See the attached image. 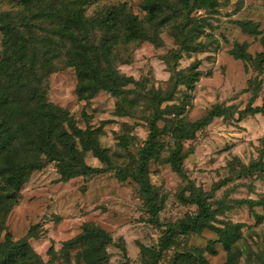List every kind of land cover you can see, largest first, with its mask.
Segmentation results:
<instances>
[{"label":"rangeland","instance_id":"obj_1","mask_svg":"<svg viewBox=\"0 0 264 264\" xmlns=\"http://www.w3.org/2000/svg\"><path fill=\"white\" fill-rule=\"evenodd\" d=\"M81 1L88 18L123 5L144 30L141 35H151L156 43L123 36L122 23L112 29L106 50L111 70L131 83L116 95L101 90L81 99L73 69L66 65L71 46L53 36L47 21L40 24L36 33L43 40L34 41L35 53L30 51L40 70L27 81L80 130L74 140L77 160L60 151L58 162L36 158L40 168L28 174L17 201L1 219L0 243L25 240L41 264H86L90 248L100 258L95 264H264V173L243 172L251 162L264 163V111L239 116L248 100L251 107L264 106V0H210L211 6L200 8L188 0L185 10L178 0ZM147 1L156 6L150 24L143 11ZM0 12L18 13L20 6L0 1ZM6 18L16 20L14 15ZM86 38L80 44L91 59L100 51V33ZM4 42L0 33V59L11 70L18 41H9L10 49ZM239 48L241 58L233 54ZM177 75H184L192 88L175 84ZM155 101L170 114L155 122L157 150L145 163L158 205L151 216L130 176L136 173ZM217 106L228 113L192 138L178 140L176 152L172 129H190ZM23 139L16 140L18 153ZM173 152L179 156V172L172 167ZM79 161L93 173L60 182L61 165ZM193 197L207 206L213 228L229 227L237 237L228 252L213 230L178 232L177 224L197 212ZM234 225L239 228L232 229ZM87 229L102 232L104 239L93 237L70 247Z\"/></svg>","mask_w":264,"mask_h":264},{"label":"trees","instance_id":"obj_2","mask_svg":"<svg viewBox=\"0 0 264 264\" xmlns=\"http://www.w3.org/2000/svg\"><path fill=\"white\" fill-rule=\"evenodd\" d=\"M0 1L16 3L20 6V12L18 13L3 14L0 12V33L4 41H6L4 42V46L6 49H10L11 45L9 41H18V46L14 49L16 53L12 58L13 68L8 70V66L5 63L6 60L0 59L1 231V219L17 201L19 188L24 184L30 172L40 168L39 163L36 161L37 157L43 156L49 161L58 162L61 157L60 152H63L69 160H77L74 140L79 139L80 130L70 121L65 112L44 102L42 99L43 93L35 87L30 86L27 81L28 76L34 78L40 70V67L37 66L38 62L34 61V55H32L36 50L34 41L43 40V37L38 36L36 33V30L40 29V24L43 21H47L54 29L53 36L57 35L61 41H65V43L71 46V55L67 59L66 65L73 69L76 80V96L81 99H90L95 92L101 90L116 95L119 88L121 91L124 85L131 83L130 79L119 78L111 70V62L106 55V50L108 49L107 41L113 36L111 34L112 29L117 28L122 23L123 36L129 37L134 41L139 39L143 41L147 40L153 44L156 41L151 35H141L144 33V30L133 16L124 13L123 5L109 7L107 11L100 13L99 16L88 18L85 16L84 2L81 0ZM188 3V0H178V5L180 8H183L182 10L188 8ZM192 4V7L198 6L195 8H200L202 6H211L212 2L210 0H192ZM144 5L143 11L147 13L145 21L150 24L155 4L147 1ZM189 13L190 11L186 10L187 20ZM8 15H14L16 20L7 19ZM240 28L243 32H248L247 28ZM97 31L100 33V51L99 53L95 52L96 54L90 59L86 53V45L84 42L83 44H80V42L89 40V38H86L87 35H93ZM181 36L184 37L185 34L182 32ZM239 50L237 49L233 52L237 58L242 57L241 48ZM28 51L29 56L27 54ZM48 60L44 61L45 66H48ZM184 78V75H177L175 84H183L187 90H190L192 86ZM193 78H195V74ZM251 104L252 101L248 100L243 111L239 113L240 118L263 113L264 106L261 108L251 107ZM153 105L152 118L149 123V134L142 148L137 153L136 173L130 176L131 180L137 185L139 193L143 196L147 211L151 216H155L158 205L155 203L156 196L148 183L145 163L147 158L157 150L155 142L157 129L155 122L160 119L161 115L170 114L167 109L159 110L157 101ZM226 113H228V109L218 106L212 107L190 129H172L171 135L176 140L174 142L176 152L179 150L178 140L192 138L194 132L206 126L212 119L224 116ZM20 138H24L25 143L22 146V151L18 153L19 149L15 147V143ZM79 142L83 150H86L87 147L84 143L81 140ZM55 144L59 150L56 149L57 146ZM176 152H173L170 157L173 170L179 172L177 166L179 156ZM26 153L29 154L28 159H25ZM91 172L80 161L75 166H66L65 163L61 165L60 182ZM243 172L245 175L252 174L253 172L264 173V163L251 162L243 169ZM192 200L197 208V212L189 221L177 224L176 228L178 232L186 234L188 232H199L204 229L213 230L220 238L225 251L228 252L230 246L237 240V237L228 229L229 227L224 229L213 228L210 224L212 217L207 206L197 197H193ZM237 228H239V225L232 226L234 230ZM169 233L170 230H166L165 234L169 235ZM93 237L103 240L105 236L98 230L87 229L77 236L73 242L68 244L70 247L82 245L84 241L90 240ZM90 249L91 251L84 262L86 264H95L100 258H98L95 248ZM61 255L66 258L65 253H61ZM227 256L229 255L227 254ZM0 264H41V262L28 248L25 240L12 243L5 238L0 243Z\"/></svg>","mask_w":264,"mask_h":264}]
</instances>
